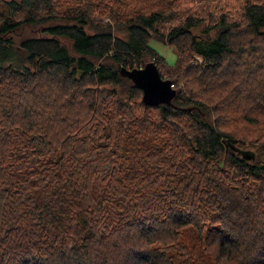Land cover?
Instances as JSON below:
<instances>
[{
	"label": "trees",
	"instance_id": "16d2710c",
	"mask_svg": "<svg viewBox=\"0 0 264 264\" xmlns=\"http://www.w3.org/2000/svg\"><path fill=\"white\" fill-rule=\"evenodd\" d=\"M0 264H264V0H0Z\"/></svg>",
	"mask_w": 264,
	"mask_h": 264
},
{
	"label": "water",
	"instance_id": "95a60500",
	"mask_svg": "<svg viewBox=\"0 0 264 264\" xmlns=\"http://www.w3.org/2000/svg\"><path fill=\"white\" fill-rule=\"evenodd\" d=\"M125 72L143 90V101L149 105L170 101L177 93L173 81L163 77L154 61L147 62L143 68L126 69ZM241 151L249 156L245 150Z\"/></svg>",
	"mask_w": 264,
	"mask_h": 264
},
{
	"label": "rangeland",
	"instance_id": "374dc122",
	"mask_svg": "<svg viewBox=\"0 0 264 264\" xmlns=\"http://www.w3.org/2000/svg\"><path fill=\"white\" fill-rule=\"evenodd\" d=\"M180 1H186V0H180ZM211 2H213L214 5H216L219 2V0H213V1L211 0ZM197 4L198 2L193 5L191 10L195 9ZM189 6H192V4H189ZM94 17L96 18V20H98L102 24H111L113 27V30L116 31L115 18H113L110 14L101 15L99 13H96ZM26 34L28 33L26 31V27H24L23 29L18 28L14 36H15V39H20L22 36ZM153 45L156 46L160 50V52L166 57L167 62L170 63L171 66H173L176 63L177 56H178V50L174 45L169 44L167 41H160L159 39H155L153 41ZM195 59L189 61L188 64L193 65V63L197 62V60L202 61V58L198 55H195ZM165 78H168V76L167 77L165 76ZM180 84L181 86H184V83L182 81ZM181 86H178V87L181 88ZM246 149H251L256 152V147L249 146V147H246Z\"/></svg>",
	"mask_w": 264,
	"mask_h": 264
}]
</instances>
